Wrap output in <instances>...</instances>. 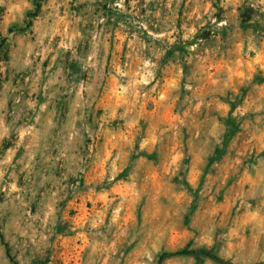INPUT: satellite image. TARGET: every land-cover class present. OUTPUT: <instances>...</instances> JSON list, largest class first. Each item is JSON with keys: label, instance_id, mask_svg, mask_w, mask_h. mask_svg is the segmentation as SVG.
Returning <instances> with one entry per match:
<instances>
[{"label": "rangeland", "instance_id": "rangeland-1", "mask_svg": "<svg viewBox=\"0 0 264 264\" xmlns=\"http://www.w3.org/2000/svg\"><path fill=\"white\" fill-rule=\"evenodd\" d=\"M0 264H264V0H0Z\"/></svg>", "mask_w": 264, "mask_h": 264}, {"label": "trees", "instance_id": "trees-1", "mask_svg": "<svg viewBox=\"0 0 264 264\" xmlns=\"http://www.w3.org/2000/svg\"><path fill=\"white\" fill-rule=\"evenodd\" d=\"M39 7V5H36V8H38ZM6 247V249H7V246H5ZM201 253H203V254H205V255H207V256H209V257H214V256H212L209 252H207V251H204V250H202V251H200ZM175 253H188V251L187 250H180V251H177V252H175ZM9 255V254H8ZM215 258V257H214ZM215 259H217V260H219L218 258H215Z\"/></svg>", "mask_w": 264, "mask_h": 264}]
</instances>
